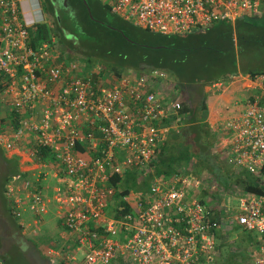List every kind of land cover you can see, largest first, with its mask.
I'll list each match as a JSON object with an SVG mask.
<instances>
[{"label": "built area", "instance_id": "1", "mask_svg": "<svg viewBox=\"0 0 264 264\" xmlns=\"http://www.w3.org/2000/svg\"><path fill=\"white\" fill-rule=\"evenodd\" d=\"M30 1L0 0V102L14 111L16 124L1 128L0 144L32 166L19 171L27 176L19 175L6 190L13 216L33 217L29 227L35 228L29 230L35 234L54 204L60 240L47 244L43 255L52 264H78V256L83 264H209L219 232L239 227L254 234V264H264V194L237 186L227 192L186 167L153 176L144 195H124L134 211L114 215L115 190L107 182L113 174L150 165L181 105L154 91L165 82L161 71L115 78L78 62L63 63L54 37L34 48L29 28L41 20L25 17ZM100 2L162 35L201 31L264 10V0ZM234 79L247 80L251 92L225 105L231 115L214 130L231 167L264 179V75ZM46 182L53 183L49 199ZM204 188L217 189V203L200 198Z\"/></svg>", "mask_w": 264, "mask_h": 264}, {"label": "trees", "instance_id": "2", "mask_svg": "<svg viewBox=\"0 0 264 264\" xmlns=\"http://www.w3.org/2000/svg\"><path fill=\"white\" fill-rule=\"evenodd\" d=\"M38 1L46 20L29 28L34 48L54 37L53 46L63 63L78 62L91 70L97 67L101 75L111 74L115 78L120 77L124 70L131 71L135 76H146L158 70L166 75L161 88L165 95L179 96L177 99L181 106L176 125L167 131L150 165L146 169H131L122 177L113 174L107 182L115 190L111 205L116 217L134 211L133 206L123 200L124 195L131 192L144 195L153 176H170L177 166L190 167L191 172L198 175L202 170H209V176L216 177L217 184L227 192L237 185L248 192L264 194V179L257 174L237 171L232 167L234 170L226 168L223 173L219 171L214 175L218 166L222 168L221 161L231 165L224 159L225 146L206 121L208 92L204 90L215 82L227 83L239 74L252 78L264 75V10L260 16H242L234 22L219 21L201 31L162 35L110 13L100 0H86L96 20L89 17L82 0H66V3L62 0ZM108 14L112 17H107ZM3 88L0 81V93ZM168 90H171V94ZM1 107L4 116L0 114V131L5 124L16 125L14 111L0 102ZM220 115L229 116L231 111L224 107ZM20 144L21 141L18 142ZM5 150L0 144V158L12 166L0 180V202L11 221L21 230L24 226L18 224V218L10 212L5 193L13 180L27 174L19 172L16 157H5ZM207 194L208 190L204 188L200 198L204 199ZM54 213L50 211L44 215L35 234L40 233L38 240H49L48 244L51 245L60 240L58 235L61 231ZM50 217H53L50 222L55 229L52 235L47 236L45 220ZM27 228H35L34 223ZM233 231L244 230L235 227ZM28 240L38 247L34 240ZM42 257L46 264H52L48 258ZM53 264L69 263L62 260Z\"/></svg>", "mask_w": 264, "mask_h": 264}, {"label": "rangeland", "instance_id": "3", "mask_svg": "<svg viewBox=\"0 0 264 264\" xmlns=\"http://www.w3.org/2000/svg\"><path fill=\"white\" fill-rule=\"evenodd\" d=\"M38 8L41 9L39 6ZM107 17L111 18L112 15L108 14ZM45 16L43 17V20H45ZM148 46V44H147ZM151 47V46H150ZM97 68V67H96ZM123 73L132 74L131 71L124 70ZM160 86H155V92L160 93V95L166 94L165 91ZM205 89V88H204ZM168 92L171 94V90H168ZM3 98V96H2ZM176 98H179L177 95ZM181 99V98H180ZM1 100V99H0ZM0 114L4 116V109L0 108ZM207 116V111L205 112V118ZM222 121V119L220 120ZM217 137H219L218 134H216ZM5 157L7 158H13L14 157V151L12 150H5ZM13 156V157H12ZM25 158V157H24ZM18 163V161H17ZM29 164L24 165V169L27 170L29 168H32L31 162L29 161ZM8 168L3 169L1 162H0V180L3 178V176L8 173L10 167L12 166L11 163H7ZM23 166V165H21ZM191 166V164H190ZM34 167V166H33ZM221 167H217V169L213 172L214 175H217L219 171L223 173L226 168L228 170H234L232 167L225 164L223 161H221ZM190 169V167H188ZM208 172L209 170H202L200 175L202 177H209V180L214 181L218 183L214 177L209 176ZM211 173V172H210ZM198 175V174H197ZM210 183H208L209 185ZM46 188V196H48V199L50 198L51 189L53 186L52 182H46L45 183ZM237 186V185H235ZM238 187V186H237ZM213 192L208 193L205 198L209 200L213 199V202H218V194L217 189H213ZM54 211V204L52 202L49 203L48 212ZM6 213L4 208H2L1 202H0V260L5 257V253H8V259L10 264H46L42 257L43 252L45 250V246H47L48 242L47 240L40 241L38 240L40 233L38 235L33 234L27 227H29V224H31V218L29 216H25L24 219L17 220L18 224H23V229H18L16 225L14 224L12 219L8 216L6 217ZM53 217L47 218L45 221L46 225V232L45 235H52L54 231V225L50 222ZM30 228V227H29ZM227 231V232H226ZM226 231H220L219 236L217 238V251L213 255V261L209 264H254L253 260V252H254V234L248 231L243 232H235L233 229L228 228ZM250 237L252 238L250 240ZM34 240V242L38 243V247L35 243L29 241L28 239ZM225 244V246H224ZM36 246V247H35ZM42 253V255H40ZM41 257L40 259L37 257ZM44 256V255H43ZM78 264H83L81 261V257L78 256ZM207 264V263H205Z\"/></svg>", "mask_w": 264, "mask_h": 264}, {"label": "crops", "instance_id": "4", "mask_svg": "<svg viewBox=\"0 0 264 264\" xmlns=\"http://www.w3.org/2000/svg\"><path fill=\"white\" fill-rule=\"evenodd\" d=\"M39 6L40 4L38 0H31L30 2H27V5H25L23 8L25 17L28 20L39 18L41 22L45 21L46 19L43 20L44 14L42 13V10L38 8ZM251 87V84L247 80L234 78L218 89H213L211 86L205 87L204 90L208 92L206 121L210 124L211 128L214 129L217 126V123L220 122L221 119H224V114L221 116L220 113L224 110L225 105L230 104L232 101L243 98L245 94L247 95L249 92H251ZM175 95L176 94L172 95V98H175ZM13 155L18 161L19 171H24V165L27 163L26 158L17 152Z\"/></svg>", "mask_w": 264, "mask_h": 264}, {"label": "flooded vegetation", "instance_id": "5", "mask_svg": "<svg viewBox=\"0 0 264 264\" xmlns=\"http://www.w3.org/2000/svg\"><path fill=\"white\" fill-rule=\"evenodd\" d=\"M0 162H1V165H2V167H3V169H7L8 168V166H7V161H5L4 159H2V158H0ZM5 213H6V217H8L9 215H8V213L5 211ZM8 253H5V257H3L2 259H1V262L2 263H4V264H9V262L7 263V259H8ZM37 257L40 259L41 257H39L38 255H37ZM41 259H43V258H41Z\"/></svg>", "mask_w": 264, "mask_h": 264}, {"label": "water", "instance_id": "6", "mask_svg": "<svg viewBox=\"0 0 264 264\" xmlns=\"http://www.w3.org/2000/svg\"><path fill=\"white\" fill-rule=\"evenodd\" d=\"M82 1H83V3L85 4V6L87 7V9H88L89 17H90L91 19H93V20H96V19L92 16V14H91V12H90L89 5H88L87 1H86V0H82ZM62 2L66 3V0H62ZM122 35L125 36V35L123 34V32H122ZM127 39H128V41H131L129 38H127ZM159 47H160V46H155L154 48H159Z\"/></svg>", "mask_w": 264, "mask_h": 264}, {"label": "clouds", "instance_id": "7", "mask_svg": "<svg viewBox=\"0 0 264 264\" xmlns=\"http://www.w3.org/2000/svg\"><path fill=\"white\" fill-rule=\"evenodd\" d=\"M195 174V173H194ZM197 175V174H196ZM201 176V175H200Z\"/></svg>", "mask_w": 264, "mask_h": 264}]
</instances>
